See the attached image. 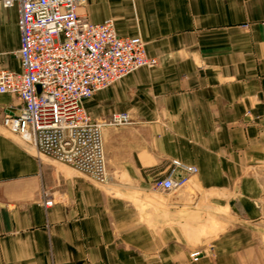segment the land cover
<instances>
[{
  "label": "crops",
  "instance_id": "obj_1",
  "mask_svg": "<svg viewBox=\"0 0 264 264\" xmlns=\"http://www.w3.org/2000/svg\"><path fill=\"white\" fill-rule=\"evenodd\" d=\"M80 11L140 36L157 64L84 101L92 118L131 121L102 129V185L4 133L21 102L0 93V264H264V0H87ZM17 20L0 0L11 71ZM172 160L196 172L156 187Z\"/></svg>",
  "mask_w": 264,
  "mask_h": 264
},
{
  "label": "built area",
  "instance_id": "obj_2",
  "mask_svg": "<svg viewBox=\"0 0 264 264\" xmlns=\"http://www.w3.org/2000/svg\"><path fill=\"white\" fill-rule=\"evenodd\" d=\"M18 7L20 70L0 67V93L21 102L5 111L2 131L19 137L39 154L86 175L97 184L107 181L102 129L130 123L127 113L92 118L84 101L95 92L141 67H152L140 36H120L112 18L92 22L80 11L87 0H2ZM194 166L172 160L168 174L155 186H182ZM44 208L54 199L44 194ZM200 250L190 253L198 260Z\"/></svg>",
  "mask_w": 264,
  "mask_h": 264
},
{
  "label": "rangeland",
  "instance_id": "obj_3",
  "mask_svg": "<svg viewBox=\"0 0 264 264\" xmlns=\"http://www.w3.org/2000/svg\"><path fill=\"white\" fill-rule=\"evenodd\" d=\"M122 79V78H121ZM118 81V80H117ZM116 82V81H115ZM114 83V82H113ZM111 115V114H110ZM109 116V115H108ZM105 117H107V116H105ZM130 123H131V121H130ZM129 124V123H128ZM127 125V124H126ZM43 156V155H42Z\"/></svg>",
  "mask_w": 264,
  "mask_h": 264
}]
</instances>
